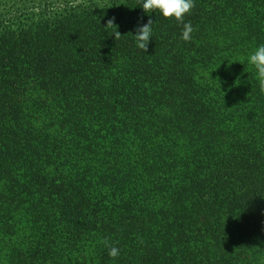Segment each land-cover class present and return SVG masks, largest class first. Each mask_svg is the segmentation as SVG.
Returning a JSON list of instances; mask_svg holds the SVG:
<instances>
[{
	"label": "trees",
	"instance_id": "trees-1",
	"mask_svg": "<svg viewBox=\"0 0 264 264\" xmlns=\"http://www.w3.org/2000/svg\"><path fill=\"white\" fill-rule=\"evenodd\" d=\"M28 1L0 0V264H264V0H195L190 42L140 0Z\"/></svg>",
	"mask_w": 264,
	"mask_h": 264
},
{
	"label": "clouds",
	"instance_id": "clouds-1",
	"mask_svg": "<svg viewBox=\"0 0 264 264\" xmlns=\"http://www.w3.org/2000/svg\"><path fill=\"white\" fill-rule=\"evenodd\" d=\"M140 7L143 13L159 11L165 19H175L178 24L182 25L181 38L185 42L192 40V33L195 31L191 22H185V16L189 15L195 7V0H140ZM154 21L149 18L146 23L138 26L135 29L136 46L145 53L148 51V46L152 38V25ZM106 28H114V40H119L122 36L118 30V25L115 24V17L106 21ZM248 63L253 66L256 71V77L260 84V89L264 92V44L259 45L249 56ZM143 243V241H140ZM108 248V255L112 259H116L120 255V249L105 239L101 241Z\"/></svg>",
	"mask_w": 264,
	"mask_h": 264
},
{
	"label": "rangeland",
	"instance_id": "rangeland-1",
	"mask_svg": "<svg viewBox=\"0 0 264 264\" xmlns=\"http://www.w3.org/2000/svg\"><path fill=\"white\" fill-rule=\"evenodd\" d=\"M31 1H33V0H31ZM28 2H29L28 0H17V3H19L18 6L21 7V9L25 11L23 13L30 14V15L37 13L38 6L33 5V4L29 5ZM23 5H25L26 7H24ZM49 9H51V8L49 7Z\"/></svg>",
	"mask_w": 264,
	"mask_h": 264
}]
</instances>
